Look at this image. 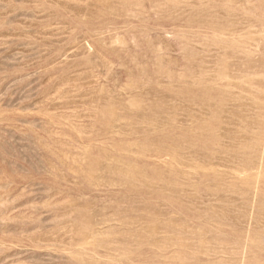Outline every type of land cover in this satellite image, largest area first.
I'll return each mask as SVG.
<instances>
[{
    "label": "rangeland",
    "instance_id": "1",
    "mask_svg": "<svg viewBox=\"0 0 264 264\" xmlns=\"http://www.w3.org/2000/svg\"><path fill=\"white\" fill-rule=\"evenodd\" d=\"M0 264H264V0H0Z\"/></svg>",
    "mask_w": 264,
    "mask_h": 264
}]
</instances>
